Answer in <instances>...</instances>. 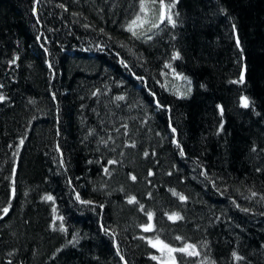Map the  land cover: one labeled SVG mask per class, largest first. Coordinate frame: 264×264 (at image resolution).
I'll list each match as a JSON object with an SVG mask.
<instances>
[{"label":"trees","instance_id":"1","mask_svg":"<svg viewBox=\"0 0 264 264\" xmlns=\"http://www.w3.org/2000/svg\"><path fill=\"white\" fill-rule=\"evenodd\" d=\"M140 2L0 0V264H264V0Z\"/></svg>","mask_w":264,"mask_h":264},{"label":"snow or ice","instance_id":"2","mask_svg":"<svg viewBox=\"0 0 264 264\" xmlns=\"http://www.w3.org/2000/svg\"><path fill=\"white\" fill-rule=\"evenodd\" d=\"M153 3H155V0H153ZM160 7L162 9V11L160 13V22H163V20L165 19V12L163 11L165 5L163 4V0H160ZM172 7H174V4H169L167 6V8L169 9V12H170V9ZM146 12H147V7H146V4H145V0H141V2H140V13H146ZM166 18H167L169 23H172L174 25L175 21L172 19V16L170 14H168L166 16ZM138 22H139V25H138ZM144 23H148L147 17L145 16L144 18H142L140 15H137L136 18L128 26V31H130L133 36H137L138 33L134 30V26H142ZM155 27H158V24H156V23L151 24V28H155ZM237 43H239V42L237 41ZM178 58H179V53H176L173 56V59H178ZM165 67H171V65H165ZM238 82L239 83L243 82V74H241L240 81H232V83H238ZM0 99H3V97L0 96ZM117 99L122 100V99H124V97H122V96L121 97H117ZM241 101H242V106L243 107H248L249 106V101H248L247 97H241ZM222 113H223V109H221V114ZM222 127H223V125H221V128ZM173 131H175V129H173ZM21 143H23V141H21ZM177 146L179 147V145H177ZM181 154H183L182 150H181ZM111 163H114V161H112ZM105 171H107V169H105ZM131 179L135 180L136 177L132 176ZM173 195H178V194L173 191ZM253 195H255V193H253ZM179 198L181 200L185 199L184 196H180ZM44 199L51 201V200H53V197L49 195V196L44 197ZM76 199L77 200L80 199L79 194H77ZM128 202L129 203H135L136 202L135 197H130ZM84 203H88V202L84 201ZM141 209H143V205H141ZM3 211L5 213H7L8 209L4 208ZM53 211H55V209ZM147 216H148V220L151 221L152 217H153V214L151 212H149V213H147ZM58 219L63 220V217H58ZM168 219L169 220H178V219H182V217H180L177 213H172L171 215L168 216ZM143 228H144V231H151L152 228H153V225L149 223V224L144 225ZM60 230L61 231H65V229L63 227V224L60 225ZM176 239L180 240L182 238L181 237H177ZM148 243L151 244L153 247H157V244L161 245V249L160 250L163 251V250L166 249L169 254H171L173 252H177V251L184 252V253H186L189 256H193V255H198L199 254L198 252L195 251L196 246L192 245V244H187L184 247L178 248V249L177 248H171L167 244H164L162 241H160L159 237H157L156 243H153L152 240H149ZM233 256H236V254L233 253ZM152 259L155 260V259H157V257L153 256ZM237 259H239V257H237Z\"/></svg>","mask_w":264,"mask_h":264},{"label":"rangeland","instance_id":"3","mask_svg":"<svg viewBox=\"0 0 264 264\" xmlns=\"http://www.w3.org/2000/svg\"><path fill=\"white\" fill-rule=\"evenodd\" d=\"M146 4L147 12L146 13H140V16L144 18L147 17L148 23H144L142 26H135L137 28L138 34H143L149 31L151 28V24L157 23L160 20V13L162 11L160 4L153 3V0H148ZM165 14L167 13L166 8L163 9ZM139 25V22H138ZM153 243H156V239L152 240ZM158 250V255H161L164 258H159V260L164 261L166 264H173L172 259V253L169 254L168 251L165 249L161 251V245L157 244V247H155Z\"/></svg>","mask_w":264,"mask_h":264},{"label":"bare ground","instance_id":"4","mask_svg":"<svg viewBox=\"0 0 264 264\" xmlns=\"http://www.w3.org/2000/svg\"><path fill=\"white\" fill-rule=\"evenodd\" d=\"M56 113H60V112H59V108L56 110ZM172 142H175V139H173ZM150 240H155V239H150ZM156 240H157V239H156ZM114 248H115V245H114Z\"/></svg>","mask_w":264,"mask_h":264}]
</instances>
